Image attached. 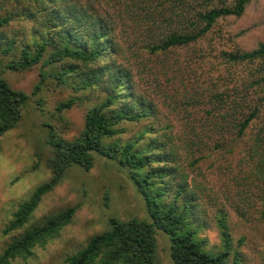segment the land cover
<instances>
[{"label": "trees", "instance_id": "16d2710c", "mask_svg": "<svg viewBox=\"0 0 264 264\" xmlns=\"http://www.w3.org/2000/svg\"><path fill=\"white\" fill-rule=\"evenodd\" d=\"M249 2L0 0V54L8 58L4 68L39 65L33 94L51 80L71 92L58 111L76 103L86 106L73 138L48 126L50 177L19 204L3 231L23 227L68 168L90 170L100 157L127 173L149 220L110 217L108 227L66 255L64 264H158L157 230L169 236L173 264H225L230 255L233 264H240L224 206L212 216L223 250L203 249V190L189 180L182 150L191 169L217 154L240 155L242 165L233 180L244 200L248 184L264 180V42L250 50L197 48L184 60L180 52L203 39L219 19L242 15ZM210 56L213 61L204 60ZM204 75L208 81L200 80ZM28 99L0 74V136L16 125ZM175 117L186 130L181 141ZM251 128L255 133L248 143ZM260 201L264 217V194ZM231 208L246 216L237 202ZM75 210L76 205L67 206L13 236L0 252V264L32 255L35 246L60 234Z\"/></svg>", "mask_w": 264, "mask_h": 264}, {"label": "rangeland", "instance_id": "374dc122", "mask_svg": "<svg viewBox=\"0 0 264 264\" xmlns=\"http://www.w3.org/2000/svg\"><path fill=\"white\" fill-rule=\"evenodd\" d=\"M259 42H264V0H250L242 15L219 19L197 44L181 50L180 59L184 60L186 54H192L193 49L197 48L219 50L237 47L250 50ZM208 59L214 60L211 56L204 58ZM7 60L6 56L0 54V74L12 88L27 93L29 99L16 125L0 136V252L13 236L70 205H76L75 213L60 234L44 245L35 246L29 257H17L11 264H64L66 255L75 252L90 237L108 227L110 217L149 220L144 201L127 173L113 161L98 157L90 170L75 165L68 168L60 182L42 196L23 227L8 233L3 231L19 204L50 177L46 161L51 149L45 143L48 126L51 125L64 138L71 139L81 129L86 110L85 104L76 103L58 111L57 105L69 97L70 90L47 80L33 94L39 65L13 71L4 68ZM206 69L203 67L205 73ZM213 75L216 77L217 71ZM201 79L208 81L209 76L204 75ZM173 120L181 141L186 130L176 121V117ZM254 133L255 129L251 128L245 136L248 143ZM243 144L240 143L241 146ZM239 158L237 153L233 156L217 154L216 159L199 161L197 167L191 169L187 167L190 160L187 151L182 150V162L189 180L195 181L203 190L202 203L207 218V226L200 231V236L206 239L203 249L210 253L223 250L219 230L212 216L214 210L224 206L228 210L232 246L241 252L240 264H264V217L260 215L264 180L254 178L248 184L245 201L235 191L237 187L233 180L238 174L236 167L240 164ZM233 202L246 210L245 217L231 208ZM155 243L158 264H173L169 236L157 230ZM232 258L230 255L225 264H233Z\"/></svg>", "mask_w": 264, "mask_h": 264}]
</instances>
